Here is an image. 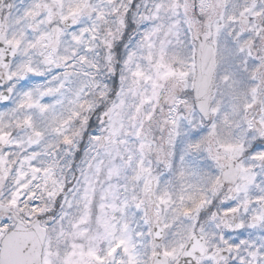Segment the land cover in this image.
Here are the masks:
<instances>
[{"label":"snow or ice","instance_id":"snow-or-ice-1","mask_svg":"<svg viewBox=\"0 0 264 264\" xmlns=\"http://www.w3.org/2000/svg\"><path fill=\"white\" fill-rule=\"evenodd\" d=\"M0 264H264V0H0Z\"/></svg>","mask_w":264,"mask_h":264}]
</instances>
